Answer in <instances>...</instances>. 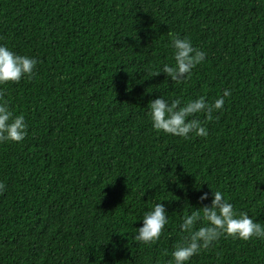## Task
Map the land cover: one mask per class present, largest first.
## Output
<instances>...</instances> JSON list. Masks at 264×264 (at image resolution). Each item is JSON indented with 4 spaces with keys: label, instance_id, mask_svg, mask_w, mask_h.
<instances>
[{
    "label": "trees",
    "instance_id": "trees-1",
    "mask_svg": "<svg viewBox=\"0 0 264 264\" xmlns=\"http://www.w3.org/2000/svg\"><path fill=\"white\" fill-rule=\"evenodd\" d=\"M173 35L206 53L179 84L150 75L174 65ZM0 45L37 60L0 85L27 124L0 143V264H174L212 190L264 225V0H0ZM225 89L218 119L196 114L207 137L152 127L151 100ZM156 203L168 223L137 242ZM185 264H264V239L221 237Z\"/></svg>",
    "mask_w": 264,
    "mask_h": 264
},
{
    "label": "clouds",
    "instance_id": "clouds-1",
    "mask_svg": "<svg viewBox=\"0 0 264 264\" xmlns=\"http://www.w3.org/2000/svg\"><path fill=\"white\" fill-rule=\"evenodd\" d=\"M174 65L164 64L162 69L150 73L151 77L161 72L166 74L174 83L191 77L192 70L206 59V53L193 47L190 39L173 35L171 39ZM37 64L35 58L27 55H17L6 46L0 45V85L19 83L22 78L29 80L36 75L34 69ZM5 89L0 88V143L21 142L27 135L25 117L14 115L4 99ZM232 95L231 90L225 89L223 95L214 102L208 103L201 96L181 106L179 98L171 102L161 96L149 102V116L152 127L160 132L189 139L192 135L207 137L208 131L196 114L204 113L205 122L214 118L213 113L223 110L225 98ZM192 117L191 119H189ZM205 183V182H204ZM6 189L0 182V194ZM209 196L204 192L199 200L202 202ZM213 199L210 204H204L191 214H185L180 224V230L188 233L185 244L177 245L172 253L174 264H185L201 251H208L215 247L221 237L248 241L255 238L264 239V225L255 222L246 212L237 213L220 191L212 190ZM202 213V214H201ZM198 222L202 226L195 229ZM168 223L164 204L156 203L154 208L143 217V224L137 229L135 240L151 245L158 241L165 225ZM172 264V261H169Z\"/></svg>",
    "mask_w": 264,
    "mask_h": 264
}]
</instances>
